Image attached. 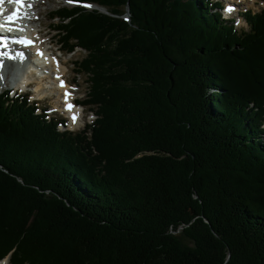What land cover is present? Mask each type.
<instances>
[{"label": "trees", "instance_id": "16d2710c", "mask_svg": "<svg viewBox=\"0 0 264 264\" xmlns=\"http://www.w3.org/2000/svg\"><path fill=\"white\" fill-rule=\"evenodd\" d=\"M83 1L108 11L53 16L93 122L0 90V258L264 264V7L238 28L216 0Z\"/></svg>", "mask_w": 264, "mask_h": 264}, {"label": "rangeland", "instance_id": "374dc122", "mask_svg": "<svg viewBox=\"0 0 264 264\" xmlns=\"http://www.w3.org/2000/svg\"><path fill=\"white\" fill-rule=\"evenodd\" d=\"M44 1V0H43ZM232 3V2H231ZM61 4H66V5H71L72 3H69L68 0H46L45 2H43L40 6V11L35 15V18L38 17L36 23H34V27L38 28L39 25L42 23L43 26V30H44V37L42 39L43 44L46 46L47 43H50L53 41L54 45L57 46L56 44L58 41V34L57 31L53 28H51L50 30H48L47 28L49 27V25H53L54 23H56V21H58V19L52 18L49 16H47L48 11H50V9H54L56 7H58ZM237 7H235V10L233 12L228 11L233 18L236 20V25L238 27H246L247 23L246 21L238 16L239 14L237 13V10H240V13H243V11L246 8H253L256 11H259L262 7H264V0H237ZM92 6V5H91ZM95 6V5H94ZM231 9L230 6L227 7V10ZM128 13L124 12V16H127ZM41 37V36H40ZM52 38V39H51ZM47 47V46H46ZM57 49V48H56ZM57 53L61 54V57H59L60 60H65L67 61L66 64H60V68L62 70H64L65 76L66 78L69 80L70 83V88L73 89V94L76 97L82 98L85 93L88 90V83H87V75L84 73H77L75 71V67L77 66L76 64L73 63V61L75 59H80L83 56L86 55V51L83 49H76L73 53H69L66 54L65 52H60L58 51ZM55 59V58H54ZM55 65V66H54ZM56 67V68H55ZM47 73L48 74H52L53 76H56L57 72H58V68L56 64H51L47 66ZM54 70V71H53ZM38 77L34 78L33 80H35V86H30L28 87V89L31 90V98L34 99V97L37 98H42L43 95H45L42 89L43 85L49 86V84L47 83L48 78L46 79H37ZM46 81V83H44ZM15 82V83H14ZM18 86L19 83H17V81H10V82H3L2 83V87L4 88L6 86ZM20 89L22 88V84L19 87ZM52 89H50L52 91L51 97L45 98V99H40L41 105H48V106H52L50 109H48V111H50L51 113L56 114L57 116H63L66 117L67 121V127L72 129V130H80L84 127L85 123L87 121H91L93 120V118L95 117L92 113H91V108L86 105V106H82L84 108L81 118H80V122L78 125H76L75 127H73L72 121H70V118L66 115V113L63 111V107L62 106H58L63 105V103H61V99L62 96L60 98V94L58 93V91H55V86L52 85L51 87ZM20 89L18 91H20ZM42 89V91L38 94V92ZM62 92V90H61ZM60 101V102H59ZM57 104V105H56ZM56 106V107H55ZM3 262V261H2ZM4 263V262H3ZM8 264V262H7Z\"/></svg>", "mask_w": 264, "mask_h": 264}, {"label": "bare ground", "instance_id": "6f19581e", "mask_svg": "<svg viewBox=\"0 0 264 264\" xmlns=\"http://www.w3.org/2000/svg\"><path fill=\"white\" fill-rule=\"evenodd\" d=\"M45 1L46 0H44V1L43 0H25V3L26 4H31L32 5L31 7H33V9H34V11L32 13H30L29 16H28V18H29L30 22L32 23V26L33 27H34V23H36V21L38 19V17L35 18V15L34 14H36L38 10L40 11V4L43 3V2H45ZM226 12L229 13L228 11H226ZM49 15H50V11H48L47 16L49 17ZM53 25H49V27L47 29L50 30L53 27ZM43 26H45V25H42V23H41L38 28H35L34 27L35 28L34 31H35L36 34L34 32H32L35 35V41L37 42V45L39 46V49H35L36 46H34V45H30V48H25V47H23L21 45H15L14 48L16 50H18L19 52L23 53L24 55H26L27 57H34L38 62H41L42 59H45V57L47 56V50H50L51 55L54 54V56H53V62L55 64H58L57 65V68L59 70H58L56 76H53L52 74H49L48 75V80H47L48 82L47 83L49 84V86L43 85V87H42L43 91L41 89L38 92V94L42 91L45 94L53 95L52 94V91L53 90L52 91L50 90V89H52L51 88L52 85L55 86V88H54L55 91H58V93H61L60 94V98L62 96L61 90H63L64 92L65 91H68L70 93L69 98H68V103H71L74 106L73 109H72V111L70 112V111H68L66 109V107H65V100L64 99L63 100H60V101H63L64 102L65 110L71 116V118H72L73 113L77 114L76 121L73 122V120H72V124H71L73 127H75L80 122L79 121L80 120L79 118H80V115H81V108L74 103V100L76 99V97L70 91L68 84H66L65 87H61L60 85H59V87L57 86V82L60 79H63L64 78L66 81H69L66 78V76H65L64 70H62L60 68V65H59V64H62V65L63 64H66L67 61L60 60L59 59L60 56L59 55H56V53H55V47L56 46L54 45L53 41L50 42V43H47L46 44L47 47L43 44V42H42V39L44 37V34H43L44 33ZM41 53H42V55H41ZM35 55H38V57L35 56ZM13 62L14 61H13L12 58H9V57L6 58L5 67L0 72V81L6 82L7 80H13V78H10L9 77L10 72L12 71L11 69H13L12 68ZM36 66L34 64H32V63H28L27 68L22 72V75L19 76V77H17V81L18 82L23 81V80L28 81V80H31L32 78L38 76V75H36V72L37 71H40V69H39L38 65H36ZM39 76L42 77V75H39ZM40 77H38L37 79H41ZM58 77H59V79H58ZM44 83H46V81ZM7 262H8V258H5L3 260H0V264H7Z\"/></svg>", "mask_w": 264, "mask_h": 264}, {"label": "snow or ice", "instance_id": "6c2138e0", "mask_svg": "<svg viewBox=\"0 0 264 264\" xmlns=\"http://www.w3.org/2000/svg\"><path fill=\"white\" fill-rule=\"evenodd\" d=\"M12 2L16 3L18 6L25 4V0H12ZM68 2L69 3H79V0H68ZM26 6L31 7L32 5L27 4ZM84 6L85 7H91V5H88V4H85ZM231 10L232 9H228V11H231ZM19 12H20V8L18 7L16 9V11H14L10 15L6 16L4 18V21L2 23H0V28H4L8 32H12L14 30H18L21 32L24 31V29L22 27H19V28L14 27V25L16 24V21L23 18L22 16L19 15ZM9 42L19 43V44H24V45H28V44L33 43V41L27 37H10V36L0 35V48L7 49ZM18 55L22 57L23 53H18ZM41 55H42V53H41ZM0 56L15 58L13 56H10L9 52H7V51H0ZM58 79H59V77H58ZM60 86L65 87L63 80L60 81ZM69 95H70V93L68 91H65V93H64L65 107L68 111L71 112L74 106L71 103H68ZM76 119H77V114L73 113V115H72L73 122H75Z\"/></svg>", "mask_w": 264, "mask_h": 264}, {"label": "water", "instance_id": "95a60500", "mask_svg": "<svg viewBox=\"0 0 264 264\" xmlns=\"http://www.w3.org/2000/svg\"><path fill=\"white\" fill-rule=\"evenodd\" d=\"M227 264V263H226Z\"/></svg>", "mask_w": 264, "mask_h": 264}]
</instances>
